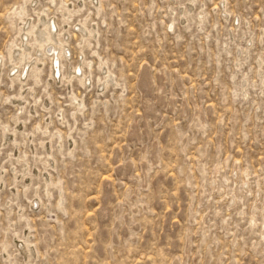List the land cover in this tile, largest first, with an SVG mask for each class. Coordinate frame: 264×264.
<instances>
[{"label":"rangeland","instance_id":"obj_1","mask_svg":"<svg viewBox=\"0 0 264 264\" xmlns=\"http://www.w3.org/2000/svg\"><path fill=\"white\" fill-rule=\"evenodd\" d=\"M0 264H264V0H0Z\"/></svg>","mask_w":264,"mask_h":264},{"label":"bare ground","instance_id":"obj_2","mask_svg":"<svg viewBox=\"0 0 264 264\" xmlns=\"http://www.w3.org/2000/svg\"><path fill=\"white\" fill-rule=\"evenodd\" d=\"M52 28V27H51ZM49 30H50V28H49ZM30 33H31V31H30ZM45 34V33H44ZM48 34V33H47ZM49 35V34H48ZM52 35V34H51ZM42 44V43H41ZM57 50V49H56ZM59 54V53H58ZM54 55V54H53ZM52 55V56H53ZM55 57V56H54ZM53 61H54V58L52 59ZM56 60V62H57V66H58V71H60L61 72V57L60 56H58V58H56L55 59ZM60 74V73H59ZM62 75V74H61Z\"/></svg>","mask_w":264,"mask_h":264}]
</instances>
